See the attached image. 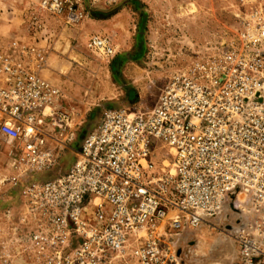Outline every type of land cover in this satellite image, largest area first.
Wrapping results in <instances>:
<instances>
[{"label": "built area", "instance_id": "2783aa9c", "mask_svg": "<svg viewBox=\"0 0 264 264\" xmlns=\"http://www.w3.org/2000/svg\"><path fill=\"white\" fill-rule=\"evenodd\" d=\"M240 2L233 40L175 72L151 109L105 112L74 150L75 113L43 76L39 42L0 50V145L13 185L25 181L2 258L183 264L169 235L229 207L238 212L236 264H264V0ZM43 7L70 25L86 19L79 0ZM87 47L101 58L117 52L105 36Z\"/></svg>", "mask_w": 264, "mask_h": 264}, {"label": "rangeland", "instance_id": "374dc122", "mask_svg": "<svg viewBox=\"0 0 264 264\" xmlns=\"http://www.w3.org/2000/svg\"><path fill=\"white\" fill-rule=\"evenodd\" d=\"M2 1L0 50L15 40L25 45L39 42L48 58L43 76L68 96L67 107L75 113L73 150L105 112L154 107L175 72L235 38L240 27L237 15L245 10L240 0H79L86 19L70 25L65 17L46 13L43 6L48 0H6L11 9L22 12L24 31H1ZM94 35L112 40L114 57L101 58L88 49ZM74 161L68 151L61 164L68 168ZM13 174L0 145V264H32L23 256L2 258L12 240L9 223L19 224L21 216L18 204L25 181L14 186ZM7 209L18 212L12 222L2 214ZM237 219L238 212L226 207L208 224L169 235L168 242L183 264H236L238 252L230 232Z\"/></svg>", "mask_w": 264, "mask_h": 264}, {"label": "crops", "instance_id": "0c3cea01", "mask_svg": "<svg viewBox=\"0 0 264 264\" xmlns=\"http://www.w3.org/2000/svg\"><path fill=\"white\" fill-rule=\"evenodd\" d=\"M1 4L4 6L1 12V20L3 21V24H2L3 28H1V31H24V29L22 28L23 23H24V17L22 15V12L18 11L15 8L11 9V7H9L10 4L7 3L6 0H3ZM8 194L3 193V195L1 196L3 198V201H6V202L9 201ZM20 204H21V197L19 198V204H18L19 207H20ZM12 211L13 210H8V209L3 211L2 214L4 218H6L9 221L12 220L11 218L12 216L16 218L15 214L18 212H12ZM8 215H10V217ZM9 225H10L9 227L18 226L16 223H14V221L12 223H9Z\"/></svg>", "mask_w": 264, "mask_h": 264}, {"label": "bare ground", "instance_id": "6f19581e", "mask_svg": "<svg viewBox=\"0 0 264 264\" xmlns=\"http://www.w3.org/2000/svg\"><path fill=\"white\" fill-rule=\"evenodd\" d=\"M226 218V217H225ZM179 235H181V234H179ZM176 248V247H175Z\"/></svg>", "mask_w": 264, "mask_h": 264}]
</instances>
